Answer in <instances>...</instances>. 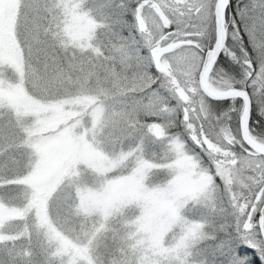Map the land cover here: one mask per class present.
Instances as JSON below:
<instances>
[{
  "label": "snow or ice",
  "instance_id": "1",
  "mask_svg": "<svg viewBox=\"0 0 264 264\" xmlns=\"http://www.w3.org/2000/svg\"><path fill=\"white\" fill-rule=\"evenodd\" d=\"M0 264H264V0H0Z\"/></svg>",
  "mask_w": 264,
  "mask_h": 264
}]
</instances>
